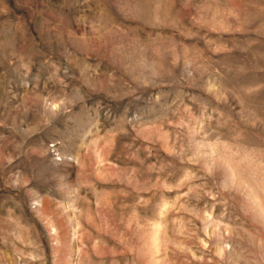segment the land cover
Segmentation results:
<instances>
[{
  "label": "rangeland",
  "instance_id": "374dc122",
  "mask_svg": "<svg viewBox=\"0 0 264 264\" xmlns=\"http://www.w3.org/2000/svg\"><path fill=\"white\" fill-rule=\"evenodd\" d=\"M0 264H264V0H0Z\"/></svg>",
  "mask_w": 264,
  "mask_h": 264
}]
</instances>
